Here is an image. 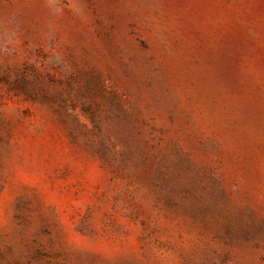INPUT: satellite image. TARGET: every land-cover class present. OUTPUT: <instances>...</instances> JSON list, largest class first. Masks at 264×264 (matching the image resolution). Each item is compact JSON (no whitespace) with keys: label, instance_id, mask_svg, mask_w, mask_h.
<instances>
[{"label":"rangeland","instance_id":"rangeland-1","mask_svg":"<svg viewBox=\"0 0 264 264\" xmlns=\"http://www.w3.org/2000/svg\"><path fill=\"white\" fill-rule=\"evenodd\" d=\"M0 264H264V0H0Z\"/></svg>","mask_w":264,"mask_h":264}]
</instances>
